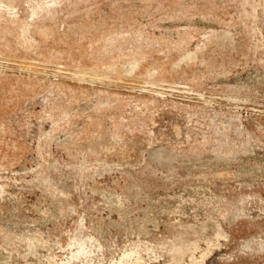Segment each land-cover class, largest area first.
I'll return each instance as SVG.
<instances>
[{
    "label": "rangeland",
    "instance_id": "374dc122",
    "mask_svg": "<svg viewBox=\"0 0 264 264\" xmlns=\"http://www.w3.org/2000/svg\"><path fill=\"white\" fill-rule=\"evenodd\" d=\"M0 264H264V0H0Z\"/></svg>",
    "mask_w": 264,
    "mask_h": 264
}]
</instances>
